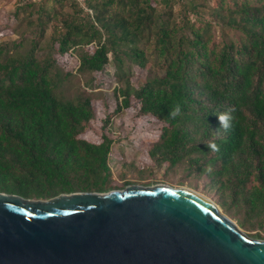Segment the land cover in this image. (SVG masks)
<instances>
[{
	"label": "trees",
	"instance_id": "trees-1",
	"mask_svg": "<svg viewBox=\"0 0 264 264\" xmlns=\"http://www.w3.org/2000/svg\"><path fill=\"white\" fill-rule=\"evenodd\" d=\"M162 1L164 10L157 0H85L90 11L76 19L42 3L36 36L25 44L0 43V192L48 199L112 188V140L82 138L95 115L91 98L64 97L60 88L69 73H61L51 51L37 56L52 23L61 30L51 38L56 51L78 49V72L97 73L113 62L120 100L112 114L135 106L161 123L150 156L205 176L225 213L255 231L250 236L264 238V0H177L178 20L174 0ZM131 67L150 68L137 87L127 77ZM176 105L181 114L172 118ZM224 112L233 116L227 131L217 116Z\"/></svg>",
	"mask_w": 264,
	"mask_h": 264
},
{
	"label": "water",
	"instance_id": "water-1",
	"mask_svg": "<svg viewBox=\"0 0 264 264\" xmlns=\"http://www.w3.org/2000/svg\"><path fill=\"white\" fill-rule=\"evenodd\" d=\"M0 264H264V239L164 184L48 199L0 192Z\"/></svg>",
	"mask_w": 264,
	"mask_h": 264
},
{
	"label": "rangeland",
	"instance_id": "rangeland-1",
	"mask_svg": "<svg viewBox=\"0 0 264 264\" xmlns=\"http://www.w3.org/2000/svg\"><path fill=\"white\" fill-rule=\"evenodd\" d=\"M63 1L64 3L61 4L55 2V0H0V43L16 40L25 44V40L28 41L31 37L36 36L38 30L34 24V19L39 4L45 3L48 7L55 6L57 9H61L62 13L75 19L77 17L82 18L90 11L86 8L85 0ZM157 1L158 9L162 10L164 7L163 1ZM79 10H82L81 13H79ZM172 11L174 18L177 20L180 13L183 15L182 6L177 0L173 2ZM202 14L203 19H207L209 16L208 9H202ZM194 18L193 14L188 15L190 22L194 21ZM197 25H201V23L198 22ZM59 31L61 30L56 28L54 24L50 23L48 25L44 36L40 38V45L43 48L37 52V56L43 58L51 51L56 58L61 73H69L60 88L64 97L74 98L86 95L91 98L95 115L87 123L82 138H86L91 142H99L102 140V135H106L112 140L108 158L111 177L107 183L112 187L111 190L124 189L128 185L155 186L159 184L186 188L212 200L217 204L220 212L237 225L234 218L225 213L218 205L216 192L210 190L204 184L206 181L205 176L190 175L180 166L167 168L166 164H159L150 156V147L158 139L161 131V123L158 120L149 115H141L135 106L112 114L117 101L120 100V98L117 100L115 91V87L119 86L120 82H117L114 77L115 66L113 62L110 61L102 71L97 73L78 72L79 62L76 57L78 49L75 51L70 50L65 55L56 51L57 43H54L51 38L53 34ZM221 38L220 28L214 25L212 28L213 42L219 43ZM86 47L92 48L93 45L90 44ZM27 48L28 46H24V49ZM149 69L131 67L127 77L137 87L143 81ZM154 69H156L155 66L151 68L152 71ZM109 116L110 121L107 122ZM239 229L247 236L255 232H248L240 227ZM261 235L264 237V231L261 232Z\"/></svg>",
	"mask_w": 264,
	"mask_h": 264
},
{
	"label": "clouds",
	"instance_id": "clouds-1",
	"mask_svg": "<svg viewBox=\"0 0 264 264\" xmlns=\"http://www.w3.org/2000/svg\"><path fill=\"white\" fill-rule=\"evenodd\" d=\"M181 114V108L179 105H176L171 112L169 113V115L172 118H175L176 116H179ZM218 116V120L220 123L221 128H223L225 131L229 130L232 127V120H233V116L231 115L230 112H224V113H220ZM208 147L213 151V152H218L219 146L216 145L214 142H209L208 143ZM206 171H208L209 173L212 171L211 166H209Z\"/></svg>",
	"mask_w": 264,
	"mask_h": 264
}]
</instances>
